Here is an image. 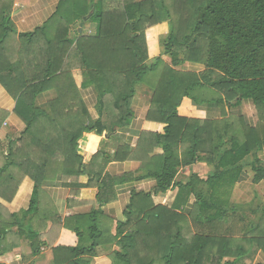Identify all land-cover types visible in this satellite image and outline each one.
Here are the masks:
<instances>
[{
	"label": "trees",
	"instance_id": "obj_1",
	"mask_svg": "<svg viewBox=\"0 0 264 264\" xmlns=\"http://www.w3.org/2000/svg\"><path fill=\"white\" fill-rule=\"evenodd\" d=\"M12 5V0H0V85L16 101L15 113L25 129L9 143L0 166V182L16 183L6 200L29 177L34 191L22 216L34 217L44 204L47 181L85 176L84 186L96 187L98 208L65 220L64 228L78 243L54 248L55 264H91L101 247L111 245L117 247L113 264H208L204 252L210 239L186 236L189 217L176 207L156 205L153 195L176 188L179 196L194 194L197 213L190 216L207 224L229 212L224 203L209 202V194L217 198L219 187L232 188L247 169L255 183L264 180L259 157L264 150V0H60L43 26L24 34L12 21ZM89 23L94 33H79ZM162 23H168L169 33L159 37ZM14 38L17 43L10 47ZM189 64L204 70L189 71ZM76 68L82 71V88L97 92L98 119H92L75 83ZM139 86L152 90L147 120L164 124V133L143 132L136 148L116 150L115 161L140 163L138 174L110 176L107 163L96 171L101 160L111 157L99 151L85 164L79 140L85 133L101 136L128 128ZM46 92L54 97L44 109L37 102ZM244 102L256 109L255 127L234 114ZM202 105L218 107L223 119L192 118L191 108ZM7 116L0 111V126ZM156 147L162 154H154ZM195 162L213 171L206 179L191 173L184 182L180 170ZM13 169L22 173L18 179ZM144 179L156 181L153 193L132 192L113 234L102 207L116 200L117 186ZM56 224L61 227L60 219ZM21 235L34 255L45 244L31 226Z\"/></svg>",
	"mask_w": 264,
	"mask_h": 264
},
{
	"label": "crops",
	"instance_id": "obj_2",
	"mask_svg": "<svg viewBox=\"0 0 264 264\" xmlns=\"http://www.w3.org/2000/svg\"><path fill=\"white\" fill-rule=\"evenodd\" d=\"M59 4L60 0H13L11 18L18 33L33 32L43 26L57 11ZM78 30L79 33H94L95 25L89 23ZM168 33V23L157 26L159 37H164ZM187 69L200 73L204 70V66L189 64ZM73 77L92 119H98L96 90L92 87L82 88L83 75L80 69L73 70ZM152 94L150 88L138 87L132 104L134 119L128 128L110 134L105 131L101 136L95 133H85L82 136L79 140L78 153L83 157L85 164H89L93 157L102 151L107 158L111 157V160L109 162L101 160L96 171L100 169V165L107 163L105 173L110 176L138 174L139 162H119L113 157L119 147L128 145L133 149L136 148L143 132L164 133V124L147 120ZM53 97L52 92L41 94L38 98V106L46 109ZM15 107L16 101L0 85V111L8 113L0 126V166L5 160L9 143L18 139L25 129V123L16 115ZM230 114H233V111ZM234 114L243 117L249 126L255 127L258 124L256 109L250 102H244L242 106L234 110ZM191 117L204 121L223 119L221 109L214 105L192 107ZM154 154H162V149L156 147ZM259 157L264 162V150ZM212 171L213 166L195 162L190 168L181 169L179 178L185 182L191 173H196L202 179H206ZM12 173L16 175V179L22 175L18 169H13ZM87 181L88 178L85 176L66 178L60 175L47 181L42 187L44 204L40 215L27 218L22 216V213L30 207L34 182L29 177L23 178L11 201L6 198L12 196L16 183L14 181L0 182V251H3L0 254V264H55L54 248L76 246L77 236L65 229L63 225L69 217L98 208L95 199L96 187L84 186ZM155 185L154 179H144L116 187V200L102 207L104 217L111 220L109 223L105 219V222L111 224L113 234H115L117 222L124 220V211L130 203L132 192L153 193ZM217 190V198L209 194L207 199L218 205L224 203L229 212L223 216L213 217V220L208 221L207 224H201L190 216L191 213L192 215L197 213L198 203L194 194L183 193L179 196V189L176 188L166 194L153 195V200L156 205L178 208L177 211L188 216L190 224L198 229L193 234L210 239V246L204 252V256L210 259L208 264L220 263L218 262L220 256H223L220 260L222 264H232L234 261H236L235 264H264V180L255 183L254 173L247 169L235 186L219 187ZM13 214L19 217L13 219L11 217ZM58 219H60L61 227L55 225ZM29 226L39 233L41 240L45 243L36 255L33 254L31 242L21 235V229H28ZM72 226H75V223H72ZM116 249L115 245L108 248L101 247L99 256L91 264H113L111 253Z\"/></svg>",
	"mask_w": 264,
	"mask_h": 264
},
{
	"label": "rangeland",
	"instance_id": "obj_3",
	"mask_svg": "<svg viewBox=\"0 0 264 264\" xmlns=\"http://www.w3.org/2000/svg\"><path fill=\"white\" fill-rule=\"evenodd\" d=\"M13 1V0H12ZM126 1H131V0H126ZM87 34H92V33H88L87 32ZM16 43H17V39L16 38H14V39H11L10 41H9V45H10V47H14L15 45H16ZM139 88H142V86H139ZM257 113V112H256ZM189 222H190V220H189ZM186 228H185V235L186 236H190V235H192V233H195L198 229L196 228V227H193L191 224H189L188 226H185ZM194 228V229H193Z\"/></svg>",
	"mask_w": 264,
	"mask_h": 264
}]
</instances>
